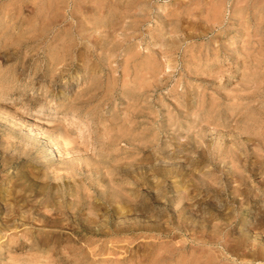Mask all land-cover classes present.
I'll return each mask as SVG.
<instances>
[{"label": "rangeland", "instance_id": "374dc122", "mask_svg": "<svg viewBox=\"0 0 264 264\" xmlns=\"http://www.w3.org/2000/svg\"><path fill=\"white\" fill-rule=\"evenodd\" d=\"M0 264H264V0H0Z\"/></svg>", "mask_w": 264, "mask_h": 264}, {"label": "bare ground", "instance_id": "6f19581e", "mask_svg": "<svg viewBox=\"0 0 264 264\" xmlns=\"http://www.w3.org/2000/svg\"><path fill=\"white\" fill-rule=\"evenodd\" d=\"M65 50H67V49H65ZM173 118V117H172ZM160 124V123H159ZM157 128V127H156ZM128 131V130H127ZM146 131V130H145ZM149 131V130H148ZM147 131V133H149ZM108 132V131H107ZM112 132H113V130H112ZM171 133H173V132H171ZM175 133V132H174ZM130 134H131V132H130ZM156 134V133H155ZM158 136V135H157ZM112 137V136H111ZM153 137V136H152ZM141 139V138H140ZM145 139V138H144ZM125 140V139H124ZM109 141H111V140H109ZM156 141V140H155ZM154 143H156V142H154ZM130 144V143H129ZM159 144V143H158ZM116 145V144H115ZM159 146V145H158ZM137 148V147H136ZM124 149V148H123ZM134 149V148H133ZM157 149V148H156ZM137 150V149H136ZM160 151V150H159ZM53 153V152H52ZM168 157V156H167ZM93 158V157H92ZM233 162V161H232ZM100 163V162H99ZM232 164V163H231ZM136 165V164H135ZM100 167V166H99ZM237 167V166H236ZM235 168V167H234ZM93 169V168H92ZM91 169V170H92ZM97 169V168H96ZM169 169V168H168ZM90 170V169H89ZM98 170V169H97ZM100 170V169H99ZM170 170V169H169ZM93 172V171H92ZM162 173V172H161ZM57 175V174H56ZM98 175V174H97ZM59 176V175H58ZM69 176V175H68ZM162 177V176H161ZM61 178V177H60ZM112 178V177H111ZM110 178V179H111ZM57 179H58V177H57ZM43 181H45V180H43ZM119 181V180H118ZM163 181V180H162ZM51 183V182H50ZM115 183V182H114ZM119 183V182H118ZM160 186V185H159ZM127 191V190H126ZM47 194V193H46ZM114 195V194H113ZM45 198V197H44ZM119 198V197H118ZM113 202V201H112ZM122 202V201H121ZM107 205V204H106ZM109 241V240H108Z\"/></svg>", "mask_w": 264, "mask_h": 264}]
</instances>
